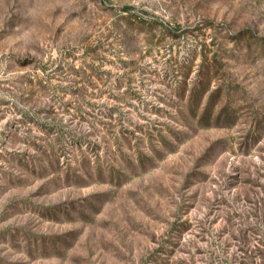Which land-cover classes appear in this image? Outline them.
I'll return each instance as SVG.
<instances>
[{"label":"rangeland","instance_id":"374dc122","mask_svg":"<svg viewBox=\"0 0 264 264\" xmlns=\"http://www.w3.org/2000/svg\"><path fill=\"white\" fill-rule=\"evenodd\" d=\"M241 242L264 264V0H0V264Z\"/></svg>","mask_w":264,"mask_h":264},{"label":"trees","instance_id":"16d2710c","mask_svg":"<svg viewBox=\"0 0 264 264\" xmlns=\"http://www.w3.org/2000/svg\"><path fill=\"white\" fill-rule=\"evenodd\" d=\"M243 242L239 243L238 245V251L241 254L240 261H238V264H251V258L250 255L247 254V250L245 247H243ZM247 254V256H245ZM246 258H248V261H246Z\"/></svg>","mask_w":264,"mask_h":264}]
</instances>
